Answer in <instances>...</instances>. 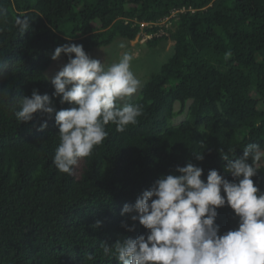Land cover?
<instances>
[{"label":"trees","instance_id":"trees-1","mask_svg":"<svg viewBox=\"0 0 264 264\" xmlns=\"http://www.w3.org/2000/svg\"><path fill=\"white\" fill-rule=\"evenodd\" d=\"M0 9V63L7 64L0 76V264H119L100 243L147 232L138 221L134 232L121 227L125 203L188 162L204 179L216 169L232 181L221 155L239 158L249 143L264 149V0H0ZM175 10L166 35L147 40L151 48L172 41L173 51L133 95L130 103L143 108L137 123L124 132L109 124L108 137L72 175L59 172L54 115L20 123L15 98L36 89L57 110L70 107L53 97L45 74L56 47L75 43L88 53L117 37L130 41L140 29H157L140 22ZM17 16L28 18L27 31ZM255 166L252 179L264 192V158ZM97 220L102 226L94 229ZM216 223L223 234L238 218L226 205Z\"/></svg>","mask_w":264,"mask_h":264},{"label":"clouds","instance_id":"clouds-1","mask_svg":"<svg viewBox=\"0 0 264 264\" xmlns=\"http://www.w3.org/2000/svg\"><path fill=\"white\" fill-rule=\"evenodd\" d=\"M15 24L22 32L29 28L26 16H17ZM62 55L67 63L50 82L53 97L70 107L57 110L48 94L34 89L31 96L15 98L18 109L14 115L20 123L32 121L37 113L49 118L54 115L59 142L52 162L59 172L72 175L79 161L108 137L109 124L124 132L137 123L142 105L125 101L142 82L131 71L128 52L109 65L90 57L80 44L56 47L51 59L57 61ZM230 57L231 52H226L224 59ZM6 69L7 64L0 63V76ZM46 128L44 120L38 131ZM194 155L203 161V154ZM221 157L226 162L224 173L231 174L232 181L216 169H210L204 179V170L188 162L161 175L134 203H125L120 212L125 217L121 227L134 232L138 221L147 232L117 239L111 245L101 242L103 256L119 264H264V192L252 179L259 171L255 163L264 158V149L249 143L239 158ZM226 205L238 218V227L221 234L216 218L218 209ZM101 226L99 220L92 225L94 229ZM94 258L88 253L89 261Z\"/></svg>","mask_w":264,"mask_h":264},{"label":"rangeland","instance_id":"rangeland-1","mask_svg":"<svg viewBox=\"0 0 264 264\" xmlns=\"http://www.w3.org/2000/svg\"><path fill=\"white\" fill-rule=\"evenodd\" d=\"M123 44L124 47L121 48L120 45ZM173 51L172 41H162L151 48L147 42L136 43L134 40L126 41L122 38H115L110 44L102 47H97L92 49L88 54L90 57L99 59L104 62L105 65H109L113 62L118 61V59L125 53L128 52L132 56L131 60V71L135 76L141 80L142 84L146 80V77L151 72L159 70L161 65L167 60ZM67 63L66 59L61 56L57 61H52L45 74L50 81L61 66ZM145 76V78H144ZM141 88V87H140ZM140 89L137 92L139 95ZM135 97L126 99L125 102L130 103ZM176 105V104H175ZM178 109V105H176ZM183 115V114H182ZM179 115L175 118V122L181 121L183 116Z\"/></svg>","mask_w":264,"mask_h":264},{"label":"built area","instance_id":"built-area-1","mask_svg":"<svg viewBox=\"0 0 264 264\" xmlns=\"http://www.w3.org/2000/svg\"><path fill=\"white\" fill-rule=\"evenodd\" d=\"M184 10V8L181 9V11ZM178 12V10L172 11L171 14L167 17H163L161 19H158L154 22H140V26H149V27H157V29L153 32H146L145 30L140 29V31L136 34L134 37V42L136 43H145L147 40H150L154 37H160L162 35H166V29L171 25L170 18L175 15V13Z\"/></svg>","mask_w":264,"mask_h":264}]
</instances>
